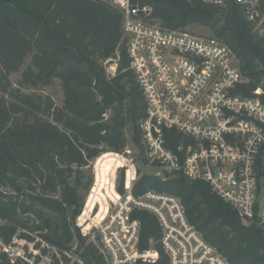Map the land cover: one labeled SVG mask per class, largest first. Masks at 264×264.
Returning <instances> with one entry per match:
<instances>
[{
  "label": "trees",
  "instance_id": "obj_1",
  "mask_svg": "<svg viewBox=\"0 0 264 264\" xmlns=\"http://www.w3.org/2000/svg\"><path fill=\"white\" fill-rule=\"evenodd\" d=\"M133 1L152 5L154 17L166 28L185 30L190 24L210 28L240 61L246 79L241 94L251 96L257 87H264V36L249 19L247 3ZM258 1L264 14V0ZM122 26V12L101 0H0V239L4 244L11 245L20 236L36 242V249L44 254L42 242L56 248L61 257L55 255L54 264L69 263L72 255L83 264H109L101 246L76 225L84 207L78 173L104 152L123 157L119 153L127 147L128 125L134 144L146 153L141 128L146 100L130 68ZM112 61L117 62L115 74L106 68V62ZM21 70L18 87H13L10 74ZM56 78L64 88L61 106L41 92L22 90L48 85ZM166 136L170 147L182 138L173 129ZM151 189L179 197L190 223L231 262L264 264L261 231L245 223L207 182L188 180L180 172L143 173L133 192L140 196ZM119 190H124L123 180ZM133 217L141 223L140 249L154 247L166 264L156 215L135 209ZM89 221L84 210L85 230ZM0 264L32 263L0 252Z\"/></svg>",
  "mask_w": 264,
  "mask_h": 264
},
{
  "label": "built area",
  "instance_id": "obj_2",
  "mask_svg": "<svg viewBox=\"0 0 264 264\" xmlns=\"http://www.w3.org/2000/svg\"><path fill=\"white\" fill-rule=\"evenodd\" d=\"M101 1L123 15L130 68L146 100L141 128L149 162L163 173L180 172L188 180L207 182L264 237V87L251 96L241 94L246 79L240 61L216 37L166 28L150 4ZM237 1L248 4L249 19L264 36L259 1ZM170 129L182 136L171 147L166 136ZM127 178L125 192H117L108 216L97 226L109 264H163L154 247L140 249L135 209L158 218L166 264H235L190 223L179 197L152 189L135 196L136 178L131 185Z\"/></svg>",
  "mask_w": 264,
  "mask_h": 264
},
{
  "label": "rangeland",
  "instance_id": "obj_3",
  "mask_svg": "<svg viewBox=\"0 0 264 264\" xmlns=\"http://www.w3.org/2000/svg\"><path fill=\"white\" fill-rule=\"evenodd\" d=\"M205 1L214 2V0ZM185 30L204 38L215 37V34L210 28L200 24H190ZM28 61L29 58L24 64L26 65ZM116 67V62H106L108 72L115 74ZM22 70L10 74V81L13 87H18V80L21 77ZM22 90L41 92L51 97L57 106H61L64 101L62 80L58 78L54 79L48 85L28 86ZM126 132L127 147L124 153H119L124 155L123 157L112 156L109 151L104 152L78 173V177L80 178L79 189L84 198V207L81 215L76 219V225L80 228L83 235H87L89 240L96 241L100 246L101 239L97 226L108 216L110 203L119 197L117 192L121 194L125 192V186L123 191L119 190L122 180L123 185H125L126 177H128L127 180L129 181V185H131L133 183L135 171H137L136 181L143 173L164 174L158 166L149 162L147 151H145L146 153L143 155L140 146L134 144L130 125H128ZM115 159H120V163H115ZM128 170L129 173L127 175ZM76 176L75 174V178ZM84 210L85 216L90 220L87 230H85V226L81 222ZM38 240L39 238L36 239V241ZM35 244L36 242L26 241L20 238V236L14 237L11 245L4 244L0 239V252L5 253L12 259L16 257L28 259L32 264H54L56 261L55 257H61L57 252L58 250L49 244L45 242L41 243L42 247L47 249V254L36 249ZM38 260L39 262H37ZM60 264H83V262L77 255H72L69 263L61 262Z\"/></svg>",
  "mask_w": 264,
  "mask_h": 264
}]
</instances>
